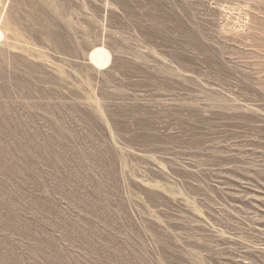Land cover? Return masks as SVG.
<instances>
[{"label":"rangeland","instance_id":"obj_1","mask_svg":"<svg viewBox=\"0 0 264 264\" xmlns=\"http://www.w3.org/2000/svg\"><path fill=\"white\" fill-rule=\"evenodd\" d=\"M0 31V264H264V0H0Z\"/></svg>","mask_w":264,"mask_h":264},{"label":"bare ground","instance_id":"obj_2","mask_svg":"<svg viewBox=\"0 0 264 264\" xmlns=\"http://www.w3.org/2000/svg\"><path fill=\"white\" fill-rule=\"evenodd\" d=\"M2 32L0 31V37ZM89 59L98 67L105 65L110 60V54L103 46L95 47L89 54Z\"/></svg>","mask_w":264,"mask_h":264}]
</instances>
